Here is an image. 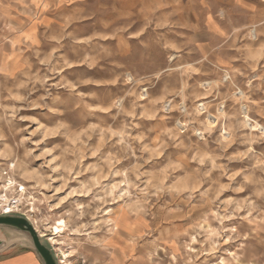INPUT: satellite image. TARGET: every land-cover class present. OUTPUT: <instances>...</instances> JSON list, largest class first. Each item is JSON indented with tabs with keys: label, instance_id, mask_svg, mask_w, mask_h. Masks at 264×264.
<instances>
[{
	"label": "rangeland",
	"instance_id": "rangeland-1",
	"mask_svg": "<svg viewBox=\"0 0 264 264\" xmlns=\"http://www.w3.org/2000/svg\"><path fill=\"white\" fill-rule=\"evenodd\" d=\"M246 1L0 0V183L13 164L60 264H264Z\"/></svg>",
	"mask_w": 264,
	"mask_h": 264
},
{
	"label": "crops",
	"instance_id": "crops-1",
	"mask_svg": "<svg viewBox=\"0 0 264 264\" xmlns=\"http://www.w3.org/2000/svg\"><path fill=\"white\" fill-rule=\"evenodd\" d=\"M18 1L20 6H33L37 4L39 0ZM257 3H255V8L251 0H247L245 4L242 5L241 8L245 16V23L250 21H259L260 24L264 23V3L261 0L259 2L257 1ZM207 23L208 29L214 37H220L223 33H226L213 18L209 19ZM0 264H41V262L29 246L21 244L0 250Z\"/></svg>",
	"mask_w": 264,
	"mask_h": 264
},
{
	"label": "built area",
	"instance_id": "built-area-1",
	"mask_svg": "<svg viewBox=\"0 0 264 264\" xmlns=\"http://www.w3.org/2000/svg\"><path fill=\"white\" fill-rule=\"evenodd\" d=\"M261 1L264 3V0ZM12 168L13 164H10L9 167L1 173L0 214H21L26 217L37 232L40 233L36 225L34 206L25 199V188L14 179Z\"/></svg>",
	"mask_w": 264,
	"mask_h": 264
},
{
	"label": "water",
	"instance_id": "water-1",
	"mask_svg": "<svg viewBox=\"0 0 264 264\" xmlns=\"http://www.w3.org/2000/svg\"><path fill=\"white\" fill-rule=\"evenodd\" d=\"M0 229L23 235L28 242V246L35 252L41 264H59L50 244L44 240V237L40 236L31 222L23 215L0 214Z\"/></svg>",
	"mask_w": 264,
	"mask_h": 264
},
{
	"label": "bare ground",
	"instance_id": "bare-ground-1",
	"mask_svg": "<svg viewBox=\"0 0 264 264\" xmlns=\"http://www.w3.org/2000/svg\"><path fill=\"white\" fill-rule=\"evenodd\" d=\"M208 117H209V116H208ZM207 120H208L207 122H208L209 125H211V126H215V124H216L215 120H216V119H214V118H212V119L209 118V119H207ZM37 228H38V227H37ZM39 232H40V233H39L40 236H41V237H45V236H46V237H47V241L50 243L49 238H50V236H51V231H50V234H45V233H42L41 231H39ZM50 244H51V243H50ZM51 245H52V244H51ZM52 246H53V245H52ZM53 248H54V247H53ZM58 262H59V261H58Z\"/></svg>",
	"mask_w": 264,
	"mask_h": 264
}]
</instances>
